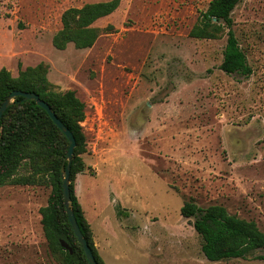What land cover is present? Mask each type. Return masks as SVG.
<instances>
[{
  "label": "rangeland",
  "instance_id": "rangeland-1",
  "mask_svg": "<svg viewBox=\"0 0 264 264\" xmlns=\"http://www.w3.org/2000/svg\"><path fill=\"white\" fill-rule=\"evenodd\" d=\"M106 1L0 0V69L16 77L42 63L51 90L85 106L74 191L98 255L104 264H264V247L207 261L193 219L180 215L188 200L222 206L264 234V0L232 13L249 77L219 69L225 34L189 37L210 0H120L95 23L102 33L90 49L52 46L65 10ZM49 195L45 185L0 187V264H61L40 224Z\"/></svg>",
  "mask_w": 264,
  "mask_h": 264
},
{
  "label": "trees",
  "instance_id": "trees-1",
  "mask_svg": "<svg viewBox=\"0 0 264 264\" xmlns=\"http://www.w3.org/2000/svg\"><path fill=\"white\" fill-rule=\"evenodd\" d=\"M241 1L210 0L207 11L190 30L189 37L216 40L225 34L226 45L219 69L226 75L249 77L252 71L233 32L232 13ZM119 5L120 0H109L65 10L60 18L61 28L52 37V46L58 51H64L70 44L77 50L90 49L102 33L95 23L113 14ZM47 73L48 67L42 63L19 70L16 77L0 69V106L14 91L34 93L72 133L76 146L69 173L70 206L97 264H104L94 247L90 226L74 191L75 177L85 170L82 156L86 153V138L81 127L85 106L73 91H52ZM67 150V139L43 109L34 101H23L21 97L12 99L0 119V187L48 186L50 195L46 206L39 209V215L50 252L58 255L61 264H88L64 209L60 169ZM27 168L28 175L19 174V170ZM180 215L193 219V229L202 241L201 253L209 262L245 259L264 247V234L254 222L230 215L222 206L200 208L188 200L183 203ZM60 241L71 248V255L61 247Z\"/></svg>",
  "mask_w": 264,
  "mask_h": 264
},
{
  "label": "water",
  "instance_id": "water-1",
  "mask_svg": "<svg viewBox=\"0 0 264 264\" xmlns=\"http://www.w3.org/2000/svg\"><path fill=\"white\" fill-rule=\"evenodd\" d=\"M213 21L215 22V20ZM15 97H21L23 101H34L36 106L43 109L47 113L48 117L51 119L54 125L61 131V133L65 136V138L68 141V150L64 157V161L60 169V173L62 177L61 183H62V195H63L64 209H65V213L68 218V222L73 231V234L76 237L85 255L87 263L97 264L86 240L84 239L79 229V226L76 222V219L74 217V214L70 206L71 199H70V191H69V185H70L69 173H70V164L72 161L73 150L76 146L75 139L72 133L59 121V119H57L56 115L51 111L50 107L45 102L40 100L39 96L34 93H25L21 91L12 92L0 106V119L2 118L3 113L6 111V109L10 106L12 99H14ZM65 162H67L66 166H64ZM60 245L65 251H68L70 255L72 254L71 248L65 242L60 241Z\"/></svg>",
  "mask_w": 264,
  "mask_h": 264
},
{
  "label": "crops",
  "instance_id": "crops-1",
  "mask_svg": "<svg viewBox=\"0 0 264 264\" xmlns=\"http://www.w3.org/2000/svg\"><path fill=\"white\" fill-rule=\"evenodd\" d=\"M163 110V108H161L160 109V111H162ZM157 114V113H156ZM155 117H158V116H155ZM161 117H170L169 115H165V116H161ZM174 117H179V116H174ZM203 168H209V165H208V162L207 161H205V163H203Z\"/></svg>",
  "mask_w": 264,
  "mask_h": 264
}]
</instances>
